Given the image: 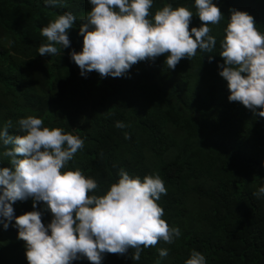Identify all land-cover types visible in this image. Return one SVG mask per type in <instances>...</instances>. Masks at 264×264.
Listing matches in <instances>:
<instances>
[{
	"label": "trees",
	"instance_id": "1",
	"mask_svg": "<svg viewBox=\"0 0 264 264\" xmlns=\"http://www.w3.org/2000/svg\"><path fill=\"white\" fill-rule=\"evenodd\" d=\"M213 3L224 19L209 25L217 39L212 53L198 50L174 70L165 54L133 65L123 77L102 78L95 71L82 76L71 59L83 49L79 27L92 9L89 0H60L56 7L45 0H0V129L11 120L9 134L24 135L18 121L36 116L45 127L84 139L64 170L79 168L95 179L98 189L90 195H105L120 169L141 180L159 174L165 182L167 194L157 203L181 235L172 244L143 249L139 261L131 259L130 249L103 254L101 264H185L194 249L206 264H264V197L253 195L264 186V117L230 102L228 83L219 75L230 9L252 15L264 33V0ZM168 4L194 13L190 29L201 26L195 0H153L152 16ZM64 12L77 18L68 31L70 47L57 45L58 55L40 56L39 46L47 43L41 29ZM117 121L128 127L116 128ZM4 150L0 146V168H11ZM45 207L40 202L33 209L31 198L18 200L14 216L40 210L47 226L52 214ZM18 235L15 219L7 229L0 223V264H28L26 242ZM160 249L168 256L161 258Z\"/></svg>",
	"mask_w": 264,
	"mask_h": 264
},
{
	"label": "clouds",
	"instance_id": "2",
	"mask_svg": "<svg viewBox=\"0 0 264 264\" xmlns=\"http://www.w3.org/2000/svg\"><path fill=\"white\" fill-rule=\"evenodd\" d=\"M89 2L92 9L79 27L82 52L71 53L82 76L95 71L102 78L123 77L133 65L165 54V64L174 70L182 59L195 57L198 50L213 52L217 39L210 34L209 25H219L224 19L213 0H195V15L202 23L191 29L194 13L187 7L168 4L153 17V0ZM59 3L45 0L50 7ZM230 13L220 42L224 64L219 75L228 83L230 102H239L254 115L264 117V111L257 112L264 108V33L249 13L236 9ZM76 19L72 12H64L43 27L41 35L47 43L39 46V55H58L61 48L57 45L70 47L68 31ZM18 123L24 135L9 134L11 120L0 129V146L5 149L2 155L10 158L12 165L0 168V223L7 229L15 219L18 238L26 242L28 264H72L82 258L101 264L103 254L125 255L130 249L134 250L131 259L139 261L143 249L156 247L161 241L172 244L181 235L178 227L163 219L164 209L157 203L167 194L159 174L141 180L120 169V179L105 195H90L98 189L95 179L86 177L79 168L64 170L84 148V139L63 128L45 127L44 120L36 116ZM115 127L128 125L117 121ZM125 139H130L129 133ZM253 195L264 197V186ZM29 198L33 209L43 202L44 211L52 214L47 226L40 210L14 216L13 204ZM168 254L167 249L159 250L161 258ZM185 264H206V257L194 249Z\"/></svg>",
	"mask_w": 264,
	"mask_h": 264
}]
</instances>
